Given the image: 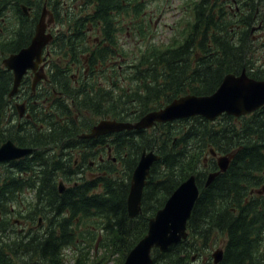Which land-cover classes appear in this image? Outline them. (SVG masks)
Masks as SVG:
<instances>
[{
  "label": "trees",
  "instance_id": "obj_1",
  "mask_svg": "<svg viewBox=\"0 0 264 264\" xmlns=\"http://www.w3.org/2000/svg\"><path fill=\"white\" fill-rule=\"evenodd\" d=\"M55 1L0 0V147L12 141L36 150L0 165V264H65L68 249L78 252L76 264H124L146 236L150 219L192 175L200 194L188 238L166 252L155 249L153 264H189L197 251L198 229H206L209 238L214 231L227 234L229 263L262 264L264 204L255 198L247 211L246 200L264 185V107L240 118L224 114L210 122L194 117L102 136V153L111 150L118 163L102 164V181L84 180L63 193L59 182L68 177L70 163L59 156L70 139L67 131L89 129L74 116L73 104L78 116L89 112L95 117L91 124L99 116L134 123L181 97L215 93L229 74L245 70L264 80V38L254 39L251 33L264 0H239L247 13L238 24L223 4L216 9L213 0H181L191 7L192 19L169 44L152 42L157 27L148 0H137L134 17L133 0H102V41L92 46L81 30L71 35L69 24L61 23L64 29L48 47V80L33 92L27 76L16 95L28 100L31 115L20 122L18 100L9 97L14 75L3 60L30 45L43 11L52 10ZM89 5L90 22L97 27L100 0ZM121 36L138 39L145 49L128 50ZM84 62L102 83L96 77L73 83L71 67ZM144 150L154 151L159 160L144 190L142 213L131 219L127 201ZM211 151L234 157L206 187L208 176L219 170L217 160L208 157ZM39 216L44 227L36 228ZM16 221L33 227L16 231ZM91 257L96 259L91 262Z\"/></svg>",
  "mask_w": 264,
  "mask_h": 264
},
{
  "label": "water",
  "instance_id": "obj_2",
  "mask_svg": "<svg viewBox=\"0 0 264 264\" xmlns=\"http://www.w3.org/2000/svg\"><path fill=\"white\" fill-rule=\"evenodd\" d=\"M23 9L26 11L25 7ZM46 18L47 10L45 9L36 26L35 35L30 45L3 60L5 68L14 75L10 98L17 95L22 80L29 71L35 74L33 90L45 78V75L39 72V67L47 60V57H43V53L53 39V35L47 32L48 24L51 21H47ZM263 106L264 81L250 78L244 70L238 76L227 75L217 91L211 95L181 97L161 110L148 113L136 123L102 120L84 138L93 139L123 131L146 130L151 129L157 123H168L198 116L210 122H215L224 114L240 118L253 114ZM17 109L20 116H23L25 105H17ZM35 151V149L18 147L12 141H8L0 147V164L18 161ZM212 153L215 155L214 151ZM233 157L234 155H228L218 159L219 171L209 175L206 187L211 185L220 173L227 171ZM158 160L159 156L154 151L144 150L133 173L127 201L128 214L131 219L142 213L144 190L151 175L152 166ZM59 188L63 193V183L59 184ZM261 192L264 193V186ZM199 194L197 177L192 175L177 188L165 206L150 219L146 236L130 251L124 264H153V250L158 249L160 252H166L172 246L186 240L188 238V222Z\"/></svg>",
  "mask_w": 264,
  "mask_h": 264
},
{
  "label": "flooded vegetation",
  "instance_id": "obj_3",
  "mask_svg": "<svg viewBox=\"0 0 264 264\" xmlns=\"http://www.w3.org/2000/svg\"><path fill=\"white\" fill-rule=\"evenodd\" d=\"M62 1L64 0H56L52 10L48 11L46 8L47 12L50 15L49 19H47L48 16L46 19L47 21H51V23L48 24L47 32H50L53 35V39L64 29L61 23H68L69 27H67L66 29L67 31L71 32V35H75L77 30H81V34L83 38H85L88 42H90L92 46L100 43L102 41V0H100V20L98 21L97 27L94 26L90 22L89 15L93 10V6L89 5L90 0H67L63 3V5L61 4ZM133 1L134 3L132 4L131 8H132L133 17H134L136 16V11H137V0H133ZM155 3L160 4V7L155 11H150V8L153 7ZM171 3H172L171 0H148V13H151L153 17V22L156 21V18L158 16L161 17L163 14H165L167 7L170 6ZM181 3L183 2L181 1ZM222 4L228 9L230 18L232 19L233 24H238L240 18L244 17L245 14L247 13L243 8V4L239 2V0H213V6H215L216 9L218 5H222ZM180 6H184V5L180 4ZM26 11L25 13L29 15L30 12L27 10V8H26ZM62 16L65 18H62ZM67 16H68V20H66ZM218 19L219 17L217 16V20ZM253 19L255 20V24H254L255 28L252 30L251 33L254 39H263L264 38V35H263L264 34V11L262 10V12H259L257 10L253 16ZM242 22L246 23V22H249V20L244 19L242 20ZM154 26L156 27V25ZM261 35L263 36L260 37ZM49 45L45 48L44 53H43V57H47V60L44 61L39 67V72L41 74H44L45 78L42 79L37 84L36 88L41 82H46L50 75L49 72L51 70V67L48 65ZM27 76L32 81V91L35 92L36 88L35 90H33L35 74L32 71H29L25 77ZM95 77L96 76L92 74V68L88 66L86 62H84L83 65H73L71 67L70 78L72 79L73 83L77 85L84 83L90 79H94ZM96 79L99 80V83H102V77L100 75L96 77ZM261 81H264V80H261ZM21 98L22 96H16V100H18L16 106L25 105V112L23 116H20V113H19V121L25 122L27 120H31V115L29 113V109L27 108L28 100L27 99L23 100ZM72 110L76 118L84 119V122L86 123L85 128H89V129L82 131V133L77 132L75 129H71L67 131V133L70 136V139H69L67 148L64 149L65 152L63 153V155L59 156L61 158H66L67 160L66 159L65 160L70 163V170L67 171L68 177H66L65 181L61 180L59 182V184L63 183V185H65L64 191L70 188L71 185L75 187L78 186V184L84 180L94 181V182H96L97 180L102 181V164H104L105 162L107 163L111 161L115 164L118 163L117 158L112 156L111 150H109L108 153H102V136H99L93 139L84 138L85 135L91 133L92 129L95 126H97L100 122H102V116L101 117L99 116L94 121L95 124L94 123L91 124L90 120L95 118L91 113L85 112L83 116H78L79 112H75L77 111V108L74 104H73ZM100 111L102 112V109H100ZM157 124H161V123H157ZM208 157H213L214 159L217 160V163H218V159L221 156H219L216 153L214 155L211 151V154ZM99 185L100 187L98 191L99 193H102V183ZM261 191L262 189L258 191L250 192L246 200V210L247 211H251L253 209L255 205L253 200L255 198H260V200L264 204V193H262ZM15 223H16L15 225H17L18 227H22L21 229H24L23 227L25 225V222L16 221ZM42 226H43V220L41 217H39V225H37L36 228H40ZM21 232H23V230H21ZM24 233H25V230H24ZM197 237H198L197 251L193 257L194 260L192 258L190 263L192 262V264H239L236 262L235 259H233L232 262L229 263L228 259L226 258L227 248L229 246V241H228L226 233H223L220 231H214L211 237L209 238L208 236H206V229H198ZM263 254H264V250H263ZM261 260H262V264H264V256L261 258ZM247 264H248V261H247Z\"/></svg>",
  "mask_w": 264,
  "mask_h": 264
},
{
  "label": "rangeland",
  "instance_id": "obj_4",
  "mask_svg": "<svg viewBox=\"0 0 264 264\" xmlns=\"http://www.w3.org/2000/svg\"><path fill=\"white\" fill-rule=\"evenodd\" d=\"M171 5L167 7L165 14L161 17H157L156 21L153 22L156 25V37L153 39V43L156 44H169L172 39L179 36V32L182 31V26L187 22V20L192 19L191 7L189 6H180V0H171ZM160 7V4L155 3L153 7L150 8V11H155ZM47 16L49 19V13L47 12ZM258 26V25H256ZM155 27V26H154ZM264 35V34H263ZM261 35L260 37H262ZM120 41L122 44L127 43V49L133 51L134 53H138L139 48L145 49L144 45H140L138 39H134L133 37H120ZM96 120V119H95ZM94 120V121H95ZM40 217V216H39ZM38 217V218H39ZM33 226L29 222H25L24 229L22 227H18L16 225V231H21L31 229ZM44 227V225L42 226ZM94 255V251L91 252ZM78 256V252L73 251L72 249L66 250L65 264H76V258ZM96 259V257H91V262ZM192 264V262L190 263Z\"/></svg>",
  "mask_w": 264,
  "mask_h": 264
}]
</instances>
